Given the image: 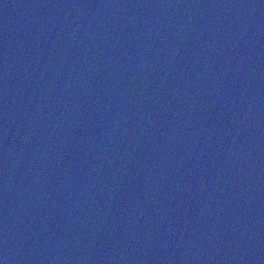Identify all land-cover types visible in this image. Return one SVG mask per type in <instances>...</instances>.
Masks as SVG:
<instances>
[{
  "label": "water",
  "instance_id": "water-1",
  "mask_svg": "<svg viewBox=\"0 0 264 264\" xmlns=\"http://www.w3.org/2000/svg\"><path fill=\"white\" fill-rule=\"evenodd\" d=\"M3 264H264V0H0Z\"/></svg>",
  "mask_w": 264,
  "mask_h": 264
},
{
  "label": "clouds",
  "instance_id": "clouds-1",
  "mask_svg": "<svg viewBox=\"0 0 264 264\" xmlns=\"http://www.w3.org/2000/svg\"><path fill=\"white\" fill-rule=\"evenodd\" d=\"M0 264H3V262H2V261H0Z\"/></svg>",
  "mask_w": 264,
  "mask_h": 264
}]
</instances>
